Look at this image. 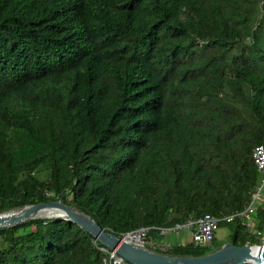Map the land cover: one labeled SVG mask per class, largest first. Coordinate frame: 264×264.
<instances>
[{"label":"trees","instance_id":"obj_1","mask_svg":"<svg viewBox=\"0 0 264 264\" xmlns=\"http://www.w3.org/2000/svg\"><path fill=\"white\" fill-rule=\"evenodd\" d=\"M256 142L264 0H0V210L58 197L117 235L219 215L264 176ZM256 196L260 234L233 215L225 239L264 237ZM100 244L73 220L27 217L0 225V264H109Z\"/></svg>","mask_w":264,"mask_h":264},{"label":"water","instance_id":"obj_2","mask_svg":"<svg viewBox=\"0 0 264 264\" xmlns=\"http://www.w3.org/2000/svg\"><path fill=\"white\" fill-rule=\"evenodd\" d=\"M33 216H55L73 220L132 264H237L243 261L249 264H264V237L259 242L244 241L242 243H234L230 239H225L200 253L165 252L120 237L111 230L104 229L87 212L58 197L24 202L2 209L0 210V225Z\"/></svg>","mask_w":264,"mask_h":264},{"label":"built area","instance_id":"obj_3","mask_svg":"<svg viewBox=\"0 0 264 264\" xmlns=\"http://www.w3.org/2000/svg\"><path fill=\"white\" fill-rule=\"evenodd\" d=\"M250 157L254 162L255 166L264 172V143L256 142L253 143L250 149ZM264 187V176H262L257 184L255 190L253 191L251 198L246 202L243 208L231 210L222 214H214L210 211H203L196 215H186L184 218L180 220H176L171 224H150V225H138L133 228L122 231L119 236L128 238L137 242L139 244L146 245L147 241L149 245H154V242L149 241L146 238V229L147 226H154L160 232L173 231L178 232L179 230L183 231L185 227H187L190 231L191 243L196 247H206L211 245L213 232L215 227L217 226V222L219 219L228 220L233 215H238L240 217V221L242 222L244 229L246 232L251 233L253 235H259L260 230L253 225V222L249 216V212L253 209L254 196L259 192L260 188ZM128 235V237L124 235ZM146 238V239H145ZM184 236H182L181 240H183ZM247 242V241H245ZM181 242L180 244H182ZM161 247L170 246V243L165 244L163 242L155 243ZM99 247L103 249L106 253V256L103 255L102 259L108 260L109 264H132L129 260L124 258L121 254L117 253L113 248L107 247L104 244H100ZM149 247V246H148Z\"/></svg>","mask_w":264,"mask_h":264},{"label":"rangeland","instance_id":"obj_4","mask_svg":"<svg viewBox=\"0 0 264 264\" xmlns=\"http://www.w3.org/2000/svg\"><path fill=\"white\" fill-rule=\"evenodd\" d=\"M264 173V172H263ZM257 198V196L255 195V199ZM229 231V224L224 221V220H220L217 223V226L214 229L213 232V238H212V242L211 245L207 246L208 248L214 247L215 245H217V241H223L225 240V236L227 234V232ZM182 234L184 235L183 240H181L182 238ZM146 237L149 241H158V242H163L165 244L168 243H172V242H186V243H190L191 242V237H190V231L187 227L184 228L183 232L181 230H179L178 232H173V231H167V232H160V233H153L152 231H148L146 234ZM145 244H147V246L152 248V245H149L148 242L146 241ZM203 247L202 250H206ZM247 264H249V262H247Z\"/></svg>","mask_w":264,"mask_h":264},{"label":"bare ground","instance_id":"obj_5","mask_svg":"<svg viewBox=\"0 0 264 264\" xmlns=\"http://www.w3.org/2000/svg\"><path fill=\"white\" fill-rule=\"evenodd\" d=\"M124 236L128 237V235H126V234ZM116 243H117V241L113 244V247L116 245Z\"/></svg>","mask_w":264,"mask_h":264},{"label":"crops","instance_id":"obj_6","mask_svg":"<svg viewBox=\"0 0 264 264\" xmlns=\"http://www.w3.org/2000/svg\"><path fill=\"white\" fill-rule=\"evenodd\" d=\"M183 232V231H182ZM182 236H184L183 234H182Z\"/></svg>","mask_w":264,"mask_h":264},{"label":"clouds","instance_id":"obj_7","mask_svg":"<svg viewBox=\"0 0 264 264\" xmlns=\"http://www.w3.org/2000/svg\"><path fill=\"white\" fill-rule=\"evenodd\" d=\"M103 244V243H102ZM106 246V245H105Z\"/></svg>","mask_w":264,"mask_h":264}]
</instances>
